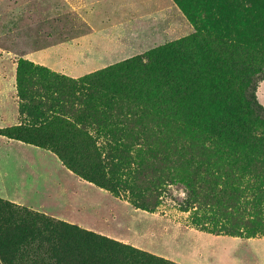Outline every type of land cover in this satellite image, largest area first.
Here are the masks:
<instances>
[{
  "label": "rangeland",
  "instance_id": "obj_1",
  "mask_svg": "<svg viewBox=\"0 0 264 264\" xmlns=\"http://www.w3.org/2000/svg\"><path fill=\"white\" fill-rule=\"evenodd\" d=\"M244 1L0 0V199L170 264H264V154L187 130L146 143L106 78L100 89L76 85L197 30L224 35L228 53L242 43L264 60V0H254L257 16ZM258 99L264 106V82ZM204 179L215 180L214 194ZM224 188L242 193L237 207L221 201Z\"/></svg>",
  "mask_w": 264,
  "mask_h": 264
},
{
  "label": "trees",
  "instance_id": "obj_2",
  "mask_svg": "<svg viewBox=\"0 0 264 264\" xmlns=\"http://www.w3.org/2000/svg\"><path fill=\"white\" fill-rule=\"evenodd\" d=\"M244 6L247 13L258 15L259 7L254 0H245ZM234 17L233 12L231 20ZM224 37L197 30L188 38L156 47L145 57L88 75L76 85L91 84L100 89L99 78H106L111 94L122 98L139 120L136 127L146 143L159 136L168 140L174 130H187L201 142L212 137L240 151L263 155L264 133L256 130V124L264 122V106L258 99V88L264 82L263 56L259 50L242 43L228 53ZM244 37L242 33L241 38ZM38 70L47 72L43 67ZM229 76L242 87L240 96L232 93ZM134 138L138 140L136 133ZM131 147L127 145L128 149ZM67 165L73 172L83 173L78 165ZM259 165L264 173V163ZM245 168L253 175L258 173L255 180L261 177L252 164ZM217 170L227 176L232 173V168L223 164H218ZM92 177L95 178H83L98 184ZM202 181L214 194L211 184L215 180ZM219 196L230 208L237 207L242 199L240 191L226 188ZM263 198L258 196L259 200ZM211 204L212 198L205 195L204 205ZM221 215L227 217L228 213L224 209ZM215 219L209 216L211 222ZM194 222L199 224V219ZM0 260V264H170L132 246L3 199H0Z\"/></svg>",
  "mask_w": 264,
  "mask_h": 264
},
{
  "label": "crops",
  "instance_id": "obj_3",
  "mask_svg": "<svg viewBox=\"0 0 264 264\" xmlns=\"http://www.w3.org/2000/svg\"><path fill=\"white\" fill-rule=\"evenodd\" d=\"M35 55H38L39 53H34Z\"/></svg>",
  "mask_w": 264,
  "mask_h": 264
}]
</instances>
